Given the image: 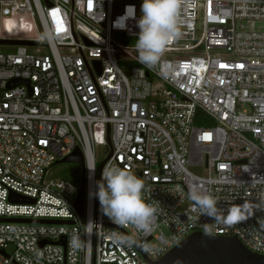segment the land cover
Masks as SVG:
<instances>
[{
	"label": "built area",
	"instance_id": "built-area-1",
	"mask_svg": "<svg viewBox=\"0 0 264 264\" xmlns=\"http://www.w3.org/2000/svg\"><path fill=\"white\" fill-rule=\"evenodd\" d=\"M130 5L139 18L141 0H0V264H149L193 233L264 256V0H187L181 36L152 68L114 38L136 39V20H121ZM96 148L109 149L102 169L145 180L157 209L149 231L112 223L90 196L102 172ZM76 149L82 217L80 184L47 179ZM193 184L222 209L249 205L246 219L198 218ZM12 220L69 224L3 222ZM90 220L91 246L74 251Z\"/></svg>",
	"mask_w": 264,
	"mask_h": 264
},
{
	"label": "clouds",
	"instance_id": "clouds-1",
	"mask_svg": "<svg viewBox=\"0 0 264 264\" xmlns=\"http://www.w3.org/2000/svg\"><path fill=\"white\" fill-rule=\"evenodd\" d=\"M187 7V0H141L140 16L136 18L135 6L126 8L125 17L136 20L139 29L135 39V49L140 63L146 67H155L162 58L167 47L181 36L183 21L181 9ZM123 26L122 24L120 25ZM90 172H95V165H86ZM145 180L130 170L116 165L102 169L101 179L96 181L94 192L90 196L98 200L100 211L108 219L119 226H133L139 231H149L156 216L157 209L146 202L143 193ZM192 201L191 212L199 217H206L212 223L222 221L228 226L246 219L250 206L231 205L222 209L220 201L210 192L203 191L199 185L193 184L188 191ZM93 221L85 223V234L79 232L71 238L74 251L91 246V227ZM114 244H130V237L112 236Z\"/></svg>",
	"mask_w": 264,
	"mask_h": 264
},
{
	"label": "water",
	"instance_id": "water-1",
	"mask_svg": "<svg viewBox=\"0 0 264 264\" xmlns=\"http://www.w3.org/2000/svg\"><path fill=\"white\" fill-rule=\"evenodd\" d=\"M3 44H11L4 42ZM15 45L29 46L30 43L16 42ZM22 81H14L12 85H18ZM28 85V82H24ZM108 146L110 147V140L107 139ZM111 156L109 154L108 158ZM71 163L77 165L81 169L80 176V189L79 194L75 200L74 206L80 217L84 213V198H85V165L84 158L79 149H76L67 158L58 161L56 164ZM105 162H102L97 167V173L100 174ZM13 203H30L33 204L34 200H29L25 197L18 195H11L9 198ZM3 222L13 223H33V224H64L66 222H43V221H23L12 220ZM59 244V243H57ZM149 264H264V256L256 255L248 251L236 238L233 237H213L200 233H193L186 237L182 242L175 246L168 254L156 262Z\"/></svg>",
	"mask_w": 264,
	"mask_h": 264
},
{
	"label": "rangeland",
	"instance_id": "rangeland-1",
	"mask_svg": "<svg viewBox=\"0 0 264 264\" xmlns=\"http://www.w3.org/2000/svg\"><path fill=\"white\" fill-rule=\"evenodd\" d=\"M114 38L120 42L121 44L129 47H135V39H128L124 36L121 35H116ZM198 126H209L213 125L211 122H204V123H196ZM109 149L108 148H96L95 149V158L97 161V165L103 162V160L106 158L108 154ZM75 165L71 163H62V164H55L51 167L49 170L48 174V181H53V182H69L72 183L76 186H79L80 184V178L77 177L75 173ZM193 174L201 176L202 171L199 170H190Z\"/></svg>",
	"mask_w": 264,
	"mask_h": 264
},
{
	"label": "snow or ice",
	"instance_id": "snow-or-ice-1",
	"mask_svg": "<svg viewBox=\"0 0 264 264\" xmlns=\"http://www.w3.org/2000/svg\"><path fill=\"white\" fill-rule=\"evenodd\" d=\"M55 15V14H54ZM222 67H223V65H222Z\"/></svg>",
	"mask_w": 264,
	"mask_h": 264
}]
</instances>
